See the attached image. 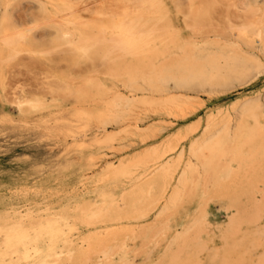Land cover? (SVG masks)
Segmentation results:
<instances>
[{"label":"snow or ice","instance_id":"obj_1","mask_svg":"<svg viewBox=\"0 0 264 264\" xmlns=\"http://www.w3.org/2000/svg\"><path fill=\"white\" fill-rule=\"evenodd\" d=\"M143 9L149 10L146 15ZM97 31L104 35V44L113 45L111 50L91 37ZM175 46L193 53L226 51L245 71L216 80L141 71L143 61L159 59ZM0 49V106L10 104L21 116L26 109L55 110L63 116L57 123L67 126L66 135L79 141L63 144L60 157L74 151L81 158L75 168L99 171L98 184L109 185L96 193L98 203L83 211L65 209L30 225L18 215L0 218V229L7 231L0 264H64L56 255L63 251L60 245L69 244L73 233L101 227L114 214L136 223L123 230L110 256L77 264H264V0H154L150 5L124 0H0ZM241 85H250L245 91L253 94L231 103L237 93L223 94ZM141 91L165 96L183 92L186 100L164 110L177 118L190 116L192 123L170 137L175 153L181 150L178 141H185L183 155L174 156V163L161 173L166 186L173 178L171 197L158 207V197L149 189L129 211L125 198L112 195V190L139 177L138 166L148 154L122 156L116 164L101 163L94 153L98 146L100 152L114 151V144L124 143L114 136L101 138L102 122L132 115L135 107L126 101ZM225 102L226 111L216 107ZM209 109L212 114L205 122ZM92 132L96 136L85 143ZM217 161L239 165L230 171H243L244 181L239 187L214 181L209 188L216 190L201 196ZM72 166L69 161L53 174L68 179ZM213 203L228 210L229 225L241 206L249 212L259 209L246 221L255 238L242 250L231 248L223 235L219 248L200 239L215 229L209 222ZM185 220L190 223L184 224V231L173 228Z\"/></svg>","mask_w":264,"mask_h":264},{"label":"bare ground","instance_id":"obj_2","mask_svg":"<svg viewBox=\"0 0 264 264\" xmlns=\"http://www.w3.org/2000/svg\"><path fill=\"white\" fill-rule=\"evenodd\" d=\"M153 2L154 0H132L131 4L150 5ZM141 11L146 15L149 10L143 9ZM91 37L94 40L100 41L104 50L109 51L112 49L113 45L103 43L105 37L98 31L95 32V34H91ZM116 55H120V53H116ZM3 56L4 52L0 49V59H2ZM141 71L149 75L157 73L161 75H175L182 77L202 76L208 78L209 80H216L228 76H235L236 74L245 71V69L242 64L235 62L231 55L226 51H217L214 48H208L193 53L192 51L186 50L180 46H175L171 49H167L159 57V59L150 57L148 60L143 61ZM121 94L123 95L124 93ZM186 99L187 97L185 94L180 91L171 93L168 96L161 93L150 94L141 91L135 97H128L126 102L134 105V114L136 113V109H142L143 111H146V113H151L153 116H163L169 120L183 121L187 119L188 116L177 118L175 112H172L171 115H169V113L164 109L170 105L178 104ZM117 103L125 102L117 101ZM113 107H116V104H114ZM142 113L145 114V112ZM211 114L212 113H209L205 116V122L207 121L208 115ZM135 115L132 114L106 123L102 122V132L100 133L101 138H103L104 135H108L114 136L118 139V137H122L123 134L124 136H129L134 140H139L140 143L143 144L141 145L142 148L138 152L130 153L129 155L127 154V157L123 156L125 159H135V154L137 153L148 154L138 166L137 170L139 171V177L130 179L126 183H122L118 187L113 188L112 195L124 197L128 204V210L131 211L140 205L141 201L145 199L144 193L151 189L153 198L158 197L156 206L162 208L163 205L161 202L172 195V192L169 189L175 188V184L172 183L173 178L168 180L167 186L165 185V181L161 174L162 170L174 163V156L183 155L185 151L183 148L185 141H178L181 150L180 153H175V150L172 148L174 141L171 140L170 137H174L176 133L180 131V128L172 131L169 135H166L163 140L161 139L159 142H155L158 136L160 137V135L165 131L163 127L152 125L148 128L142 129L139 121L131 120V118ZM140 117L141 116H139V118ZM221 119H223V117H221ZM125 123L128 125L126 126ZM121 124H125L124 127H126L124 133H120L121 135L119 133H116V135L114 131V133L109 131L110 128L115 130L117 126L120 127ZM171 124L173 123L171 122ZM190 126L191 123L182 127L188 129ZM118 129L123 130V128ZM192 134L195 135V132ZM118 140H120V138ZM99 147L100 146H98L96 152H99ZM129 148L130 147H128V149ZM166 149H168V151H165ZM120 161L121 159H119L116 164H119ZM239 167V165H233L227 161L215 162L213 170L210 171L204 182L200 195L210 196L212 192L216 190L215 187H212L211 190L209 188L210 185H213L214 181L228 183L233 187H239L244 181V172L230 171L231 168L238 169ZM92 173V175H89V178L79 174L78 181L75 182L71 181V179L68 183L62 181L52 186L48 183L46 187H43V192L36 193L34 195H32V189L29 188V186L23 185L19 188V190H16L13 194H11V199L6 202L7 206H5L4 210L0 212V218H4L8 215L9 218L15 219L18 215L19 219L23 220L25 224L30 225L38 221L40 218H46L49 215H60L65 209L79 208V211H83L85 208H90L91 205L98 203L96 193L102 192L104 187L109 186L108 184H98L100 179L99 171H94ZM174 179L178 181L179 176H175ZM89 201L91 202L90 204L87 203ZM213 204L216 205L215 203ZM218 209L223 212L225 221L216 227L211 234L205 233V235L200 239L204 243L210 242L213 246L219 248L221 236L223 235L231 248L238 251L242 250L246 244L250 243L251 240L255 238L253 234L251 235V230L246 222L251 220L254 213H251L252 215L250 216H245V208L241 206L240 214L235 217L232 224L229 225L228 210L223 206ZM255 210L256 212L259 211V209H254L253 212H255ZM70 214L78 215L79 212L72 211ZM135 223L136 221L134 220L121 219L119 214H114L108 217L101 227L83 229L73 233L74 239H72L67 245H60L63 251L62 253L58 252L56 255L59 257L61 262H64V264H77V262L83 259L102 261L107 256L112 254L115 248V241L122 234L123 230L133 227ZM186 223H190V221L185 220L178 225L174 223L173 228L179 231H184V224ZM110 229L117 230V232H111L109 231ZM6 235V229H0V248H2L5 244L3 236ZM191 240L193 243L196 242L195 233H193ZM41 247H43V244H41ZM10 259L14 260L15 258L10 257Z\"/></svg>","mask_w":264,"mask_h":264},{"label":"rangeland","instance_id":"obj_3","mask_svg":"<svg viewBox=\"0 0 264 264\" xmlns=\"http://www.w3.org/2000/svg\"><path fill=\"white\" fill-rule=\"evenodd\" d=\"M127 1L124 0V2L130 4L132 2V0ZM90 2L103 3L110 2V0H90ZM91 34H95V32ZM248 88H250V85H242L239 89L226 92L223 95L231 97L233 92L237 93L235 100L231 101V103H237L246 96L253 94L251 91H245V89ZM216 107L223 108L226 111L228 108V103H221ZM142 112H145V114ZM209 113H211V109L205 113L203 119ZM135 114L133 113V115L136 117L133 116L131 120L139 121V124L141 123L140 127L142 129L148 128L152 125L163 127L165 131L160 135V137L158 136L155 142H159L161 139L163 140V138L166 137V135H169L173 130L192 123L190 116H188L187 119L183 121H174L163 116H153L151 113H146V111H143L142 109H136ZM193 115H196V113H193ZM139 116L141 117L139 118ZM62 119L63 116H57L55 110L33 113L26 109L25 114L21 116L20 110L13 109L10 104L0 106V212L4 210L5 206H7L6 202L11 199V194H13L16 190H19V188H21L23 185L29 186V188L32 189V195H34L36 193L43 192V187H46L48 183H50L52 186L62 181L68 183L71 179V181L75 182L78 181L79 174L83 175L84 177L86 176V178H89V175L93 174L92 172H89V174L88 171L82 172L80 168L74 167L75 163H79L81 160V158L77 156L74 151L69 152L66 157H60L63 144L71 145L73 143L79 142H74L71 137L66 135L65 128L67 126L63 125L62 123H57V121ZM199 119H201V117L197 115V120ZM170 121L173 124H171ZM185 121H187V123H185ZM125 124H121L120 127L117 126L115 130L110 128L109 131H114L115 134H122L126 128L124 127ZM127 125L128 124H126V126ZM118 128H123V130ZM94 135L95 132L90 133V140L85 141V143H90L91 137H94ZM119 138L120 140H123L124 143L114 144V151L110 149L105 152L99 151L94 153L95 155L100 156L101 163H117V161L121 159L122 156L127 157L130 153L138 152L142 148L141 145L143 144H141L139 140H134L133 138L129 136L126 137L123 134L122 137L119 136L118 139ZM128 147L130 148L128 149ZM60 160H63V164L60 163ZM69 161H72L74 164L72 167L67 169L68 179H65L62 175L53 174L54 171L56 173L62 172L64 170V165L69 164ZM73 172L75 173L74 175ZM253 211L248 212L245 210V216H250L253 213L255 214L256 210L255 212ZM224 221L225 216L223 212L218 209L217 205L211 204L209 206V222L216 228ZM252 234L253 233L251 232V235Z\"/></svg>","mask_w":264,"mask_h":264}]
</instances>
